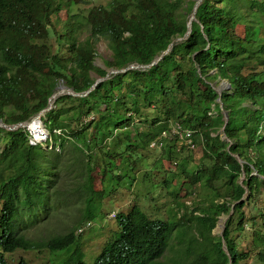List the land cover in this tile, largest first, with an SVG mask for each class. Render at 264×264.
<instances>
[{
	"label": "trees",
	"instance_id": "16d2710c",
	"mask_svg": "<svg viewBox=\"0 0 264 264\" xmlns=\"http://www.w3.org/2000/svg\"><path fill=\"white\" fill-rule=\"evenodd\" d=\"M81 2L0 0L5 123L30 121L61 86L84 92L109 67L150 63L184 35L195 0H109L86 7ZM83 28L89 34L83 36ZM99 37L110 48V57L101 59L104 66L95 63ZM222 78L229 86L219 94L215 86ZM223 110L228 113L224 135ZM40 118L48 131L44 142L30 143L23 126H0V264L16 249H46L52 254L49 264L248 263L249 252L238 247L233 230L246 220L253 223L243 209L264 184V0H201L187 36L156 63L110 73L86 94L62 92ZM173 121L193 129L195 147L175 135L160 138L162 144L151 147L177 168L164 167L167 174L157 180L151 171L163 167V158L150 165V141ZM44 143L50 147L42 148ZM196 145L200 161L191 167ZM70 149L74 162H83L72 177L81 182L65 186L61 197V163ZM142 159L147 165L135 169ZM125 180L128 187L135 181L141 188L147 184L144 194L165 187L175 204L172 214L153 216L135 200L116 213L115 234L87 262L79 236L102 199ZM76 195H82L84 206L64 232L45 238L18 232L21 208L35 222L40 212L48 215ZM221 214L228 215L225 226L214 234ZM254 233L264 242L263 232ZM167 248L175 249L169 260L162 258ZM257 255L264 264V251ZM17 264L28 263L20 258Z\"/></svg>",
	"mask_w": 264,
	"mask_h": 264
},
{
	"label": "rangeland",
	"instance_id": "374dc122",
	"mask_svg": "<svg viewBox=\"0 0 264 264\" xmlns=\"http://www.w3.org/2000/svg\"><path fill=\"white\" fill-rule=\"evenodd\" d=\"M108 1L109 0H83V2L79 3L78 5H80L81 7H86L93 4H106ZM238 30L241 31V28L238 27ZM86 34H89V30L87 28H83V36ZM96 50L97 56L95 61L102 63V58L110 57V48L108 47L107 40L104 37L98 38L96 42ZM93 75L96 76L94 73ZM221 81L226 80L222 78L220 82ZM25 128L28 130V127L25 126ZM220 129L221 128H219V130ZM42 132L43 131L33 132V134L29 132L28 138H31L30 143L44 142L46 134H42ZM46 133L48 134V132ZM40 137L41 139H39ZM3 145L4 142L1 141L0 147H3ZM41 147L45 149L49 148L50 145L46 146V144L44 143L43 145H41ZM150 148L152 147L150 146ZM151 150L152 152L149 155L148 159L150 161V165L153 164L155 160H160L163 158L159 149L152 148ZM74 154L75 152L72 151V149L64 152V158L67 155L69 157L68 159L62 160L61 163V172L59 179L60 189L62 191V194H60L61 197H65V186L71 187L76 183L81 182L80 179H72V177L76 176L73 170L83 165V162H74ZM200 155V147L196 145V148L192 150V158L190 159L188 166L194 167L200 161ZM39 161L41 162V159ZM161 162L163 167H154V171H151V174L153 172L155 175H157L155 178L157 180L161 179V176L163 174H167L163 171L164 167L169 166L172 169L177 168V164L174 162V160L170 162L166 158H163ZM65 163L69 164L68 168H65ZM146 165V160L142 159L136 162L135 169L139 168L142 170ZM242 176L243 174L240 176V180ZM125 181L127 183L122 181V185L120 187L110 193L109 196H106L102 199L101 206L96 210L95 216L90 220L91 225L87 227L79 236V245L81 250L84 252V258L87 262L91 261L94 255L99 252L105 240L110 237L111 234H115V231L118 228L115 218L116 213L119 211H126L135 200L139 201L143 208L153 216L156 215L160 217H167L168 215L172 214V212H170L171 207L173 206L174 208L175 204L172 201V196L166 192L165 187H162L160 185L157 189H154L152 191L153 195L151 193L144 194L143 190L144 187H147V184H144L145 186L141 188L137 185V181H135L133 183L134 185L132 184L130 187H128V181ZM94 182L96 188H99L101 186L98 173L95 175ZM260 189L261 193L258 196H253L249 203H247L243 209L246 219L247 215L253 216V223L251 224V222L249 221L247 223L246 220V223L244 224L242 229L233 230V233H236L238 231L235 236L238 247L244 251L249 252L247 264H263L262 261L259 260L257 252L264 251V242L260 239H257L256 234L254 233L255 229H258L259 232L264 233V184L260 187ZM201 192H198V196L201 195ZM183 193L184 190L181 189L180 194ZM195 195L196 193L192 191V196ZM189 197H186L187 203H190ZM72 201L73 202H67L66 205L65 203H61L60 206L52 207L48 215L40 212V217H38L35 222H32L30 220V213L27 211L26 207L21 208L20 216L16 219L18 232L23 233L30 238H45L56 232H64L69 228V224H71L74 219L76 221L84 206L82 195L73 196ZM223 216H227V214H221L218 217V220L212 229V233L221 234V232L223 231L224 226L222 227L220 225V222L222 221L221 217ZM171 241L174 242V240ZM174 254V248H167L162 258L169 260L174 256ZM5 256L7 259V264H17L20 258H24L28 264H49L52 254L46 249H16L11 253H6Z\"/></svg>",
	"mask_w": 264,
	"mask_h": 264
},
{
	"label": "water",
	"instance_id": "95a60500",
	"mask_svg": "<svg viewBox=\"0 0 264 264\" xmlns=\"http://www.w3.org/2000/svg\"><path fill=\"white\" fill-rule=\"evenodd\" d=\"M201 0H195V2H194V5H193V8H192V13H191V16H190V18H189V20H188V22H187V29H186V31H185V33H184V35H182V36H178V37H175L169 44H168V46H167V48L166 49H164L163 51H162V53L159 55V56H157L155 59H153L150 63H147V64H141V63H139V64H136V65H134V64H129L128 66H126V67H124V68H113V67H109V68H107V71H106V73H105V75L104 76H98V77H96V79H95V81L84 91V92H77V91H74L72 88H67V87H62V92H67V93H71V94H75V95H82V94H86L88 91H90L92 88H94L96 85H97V83L100 81V80H102V79H104V78H106V77H108L109 76V74L110 73H113V72H116V71H118V70H125L127 67H129V66H149V65H151V64H154V63H156L162 56H163V54H165L168 50H169V48H170V46H171V44L174 42V41H176V40H180V39H182V38H184V37H186L187 36V34L189 33V31H190V24H191V21H192V19H194L195 18V11H196V8H197V5H198V3L200 2ZM95 63L96 64H99V65H101V66H104L103 65V63H99V62H97V61H95ZM225 86H229V83L227 82V81H221L218 85H216L215 86V89L218 91V93L220 94L221 93V91H222V89L225 87ZM59 93L58 92H54V93H52L51 95H50V97H49V103H48V106H46V107H44L43 109H41L35 116H33L32 118H36V119H38V120H40L41 122H42V120H41V118H40V115H41V113L43 112V111H45V110H48L49 108H51L52 107V105H53V100H54V98L58 95ZM217 99L219 100L220 99V95L217 97ZM31 118V119H32ZM223 118H224V122H223V124H222V126H221V131H222V134L224 135V132H223V129H224V126H225V122L227 121V119H228V113H227V111L226 110H223ZM0 126H4L5 128H7V129H13V128H16V127H19V126H23V127H27L28 126V121H19V122H16V123H11V124H8V123H5L2 119H0ZM44 129H45V131L47 132V128L46 127H44ZM236 156H237V158L239 159V161H241V158L239 157V155H237L236 154ZM262 176H264V175H262ZM243 177H244V175L241 177V180L243 179ZM242 198V197H241ZM227 217H228V215L227 216H223V217H221V222H220V225L223 227V226H225V221H226V219H227ZM221 234H222V232H221ZM222 247L227 251V248H226V244H225V241H224V239H222ZM228 252V251H227Z\"/></svg>",
	"mask_w": 264,
	"mask_h": 264
},
{
	"label": "built area",
	"instance_id": "2783aa9c",
	"mask_svg": "<svg viewBox=\"0 0 264 264\" xmlns=\"http://www.w3.org/2000/svg\"><path fill=\"white\" fill-rule=\"evenodd\" d=\"M168 134L178 136L183 139L188 148L193 149L195 147V142L193 138V129L188 126H184L180 121H173L170 123L169 128L163 129L158 137L150 141V146H160L162 141H158L160 138L167 136ZM46 138V137H45ZM31 141V138L29 139ZM79 228V230H81Z\"/></svg>",
	"mask_w": 264,
	"mask_h": 264
},
{
	"label": "bare ground",
	"instance_id": "6f19581e",
	"mask_svg": "<svg viewBox=\"0 0 264 264\" xmlns=\"http://www.w3.org/2000/svg\"><path fill=\"white\" fill-rule=\"evenodd\" d=\"M62 87L63 86H61V87H59L57 90H56V92H58V93H61L63 90H62ZM28 129H29V131L33 134V132H37L36 130H32L31 128H38V130H39V132H41V131H43L42 132V134H45L46 133V131H45V129L43 130V126H42V124H41V121L40 120H38V119H36V118H32L30 121H28ZM45 136V135H44ZM39 139H41V137L39 138ZM222 228V227H221Z\"/></svg>",
	"mask_w": 264,
	"mask_h": 264
},
{
	"label": "clouds",
	"instance_id": "9594fccd",
	"mask_svg": "<svg viewBox=\"0 0 264 264\" xmlns=\"http://www.w3.org/2000/svg\"><path fill=\"white\" fill-rule=\"evenodd\" d=\"M43 124V123H42ZM44 126V125H43ZM45 127V126H44ZM29 130V129H28ZM30 132V131H29ZM48 132V131H47ZM31 133V132H30ZM46 134V136H47V133H45ZM35 137V136H34ZM35 139V138H34Z\"/></svg>",
	"mask_w": 264,
	"mask_h": 264
}]
</instances>
